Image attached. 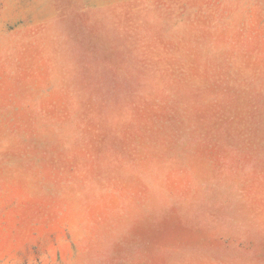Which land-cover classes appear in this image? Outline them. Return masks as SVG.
Instances as JSON below:
<instances>
[{"label": "rangeland", "instance_id": "obj_1", "mask_svg": "<svg viewBox=\"0 0 264 264\" xmlns=\"http://www.w3.org/2000/svg\"><path fill=\"white\" fill-rule=\"evenodd\" d=\"M0 264H264V0H0Z\"/></svg>", "mask_w": 264, "mask_h": 264}]
</instances>
